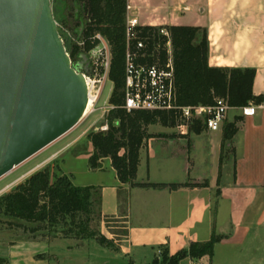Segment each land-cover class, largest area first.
<instances>
[{"label": "crops", "instance_id": "obj_1", "mask_svg": "<svg viewBox=\"0 0 264 264\" xmlns=\"http://www.w3.org/2000/svg\"><path fill=\"white\" fill-rule=\"evenodd\" d=\"M145 27H195L206 33L210 68L253 70L252 92L263 98L252 117L233 109L215 132L149 126L155 137L139 150L134 184L189 185L175 190L121 184L109 159L88 166L73 159L76 187L100 191L101 219H122L126 236L116 241L123 262L149 264L155 251L169 256L219 240L212 253L179 264H264V0H127ZM255 105V104H253ZM256 106V105H255ZM125 205V213L120 206ZM102 225V223H101Z\"/></svg>", "mask_w": 264, "mask_h": 264}, {"label": "trees", "instance_id": "obj_2", "mask_svg": "<svg viewBox=\"0 0 264 264\" xmlns=\"http://www.w3.org/2000/svg\"><path fill=\"white\" fill-rule=\"evenodd\" d=\"M70 17L74 23V35L82 39V48L66 50L71 63L79 50L87 53L95 45V34L105 39L111 54L108 78L113 84L109 97L105 123L106 131L91 132L86 139L92 152L88 166L95 170L99 161L109 159L121 184L141 188H167L175 190L189 185L134 184L139 163V150L144 142L155 137L147 132L149 126L173 128L179 124L178 113L174 111H131L123 109L124 82V25L127 0H70ZM53 4V6H52ZM54 1L51 0L55 18ZM170 34L176 103L179 107L211 106L217 98L227 101L230 108H243L249 104L259 105L263 98L254 96L253 70L210 68L207 64L206 33L200 28L172 26L165 27ZM158 27H145L143 35L157 38ZM149 40V41H150ZM65 47V44H64ZM66 49V48H65ZM198 125L199 123L196 122ZM201 128L193 132H201ZM236 132L234 124L223 128L222 142L232 139ZM125 213V205L120 207ZM101 221L100 191L95 187H76L70 177L59 172L52 176L46 168L16 186L0 198V217L26 224H38L51 230L60 227L65 237L77 240L96 238L90 231V216ZM125 231V230H124ZM126 236V231L124 235ZM219 238L214 235L204 244H192L186 251L169 256L163 251L160 262L151 264H179L188 257L197 260L210 255ZM97 241L112 246L104 237ZM132 264V263H131Z\"/></svg>", "mask_w": 264, "mask_h": 264}, {"label": "water", "instance_id": "obj_3", "mask_svg": "<svg viewBox=\"0 0 264 264\" xmlns=\"http://www.w3.org/2000/svg\"><path fill=\"white\" fill-rule=\"evenodd\" d=\"M87 104L51 0H0V178L75 128Z\"/></svg>", "mask_w": 264, "mask_h": 264}, {"label": "rangeland", "instance_id": "obj_4", "mask_svg": "<svg viewBox=\"0 0 264 264\" xmlns=\"http://www.w3.org/2000/svg\"><path fill=\"white\" fill-rule=\"evenodd\" d=\"M52 1L55 3L58 32L66 50L80 49L77 37L74 35V23L70 17V0ZM85 55V52L79 50L73 58L72 65L81 72L92 76L94 70L88 64V58ZM112 90L113 84L107 75L96 104L75 128L0 178V198L39 171L48 168L52 176H57L59 172L65 175L66 172H69L74 158L80 155H89L90 157L92 149L86 137L91 132L107 130L105 117L110 109L108 100ZM233 109L235 108L231 110ZM229 113L232 116L229 119L234 124L237 118L233 117L234 112ZM196 122L199 124L197 125ZM185 124V129L189 131L198 128L206 130L203 121L195 114L185 121ZM90 219L88 226L90 231L96 233V238L77 240L65 237L60 227L51 230L42 225L26 224L0 217V264H131V262H123L120 258H113L117 255L116 241H120L124 237L123 220L107 218L101 219L99 222L95 214H92ZM99 237H104L112 246L101 245L97 241ZM162 253L163 250L155 251L149 264L155 260L160 262Z\"/></svg>", "mask_w": 264, "mask_h": 264}, {"label": "built area", "instance_id": "obj_5", "mask_svg": "<svg viewBox=\"0 0 264 264\" xmlns=\"http://www.w3.org/2000/svg\"><path fill=\"white\" fill-rule=\"evenodd\" d=\"M125 20L123 109L126 112L174 111L178 113L177 127L181 129L186 128L185 121L195 114L203 121L207 131H218L232 109L225 99L217 98L213 105L206 107H179L176 103L171 40L167 29L158 27L157 38L152 37L150 40L147 33L143 35L142 30L145 26L139 24L129 5L126 7ZM92 40L96 45L85 53V56L94 73L91 76L78 69L85 80L88 98L90 94L94 95L95 90H101L102 84L107 79L110 64L109 46L105 39L95 34ZM77 44L79 48L84 45L79 37ZM89 86H91L90 91ZM260 108L261 105L249 104L239 110L242 117H252Z\"/></svg>", "mask_w": 264, "mask_h": 264}, {"label": "bare ground", "instance_id": "obj_6", "mask_svg": "<svg viewBox=\"0 0 264 264\" xmlns=\"http://www.w3.org/2000/svg\"><path fill=\"white\" fill-rule=\"evenodd\" d=\"M89 85H90V84H89ZM90 90H91V86H89V91H90ZM100 93H101V90H100V91L95 90L93 96H91V94L89 95V98H88V104H87V108H86V111H85V113H84V116H85V114H86L88 111H91V110H92V107H93V105L96 104V102H97V100H98V97H99ZM84 116H83V118H84Z\"/></svg>", "mask_w": 264, "mask_h": 264}]
</instances>
